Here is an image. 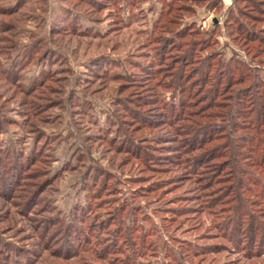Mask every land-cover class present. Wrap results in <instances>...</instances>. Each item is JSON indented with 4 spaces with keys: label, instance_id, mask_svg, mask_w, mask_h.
I'll list each match as a JSON object with an SVG mask.
<instances>
[{
    "label": "rangeland",
    "instance_id": "1",
    "mask_svg": "<svg viewBox=\"0 0 264 264\" xmlns=\"http://www.w3.org/2000/svg\"><path fill=\"white\" fill-rule=\"evenodd\" d=\"M0 264H264V0H0Z\"/></svg>",
    "mask_w": 264,
    "mask_h": 264
},
{
    "label": "trees",
    "instance_id": "2",
    "mask_svg": "<svg viewBox=\"0 0 264 264\" xmlns=\"http://www.w3.org/2000/svg\"><path fill=\"white\" fill-rule=\"evenodd\" d=\"M175 14H177V13H175Z\"/></svg>",
    "mask_w": 264,
    "mask_h": 264
}]
</instances>
